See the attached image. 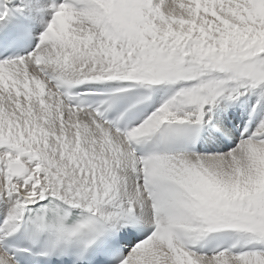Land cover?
Instances as JSON below:
<instances>
[{
  "label": "snow or ice",
  "instance_id": "obj_1",
  "mask_svg": "<svg viewBox=\"0 0 264 264\" xmlns=\"http://www.w3.org/2000/svg\"><path fill=\"white\" fill-rule=\"evenodd\" d=\"M0 264H264V0H0Z\"/></svg>",
  "mask_w": 264,
  "mask_h": 264
}]
</instances>
